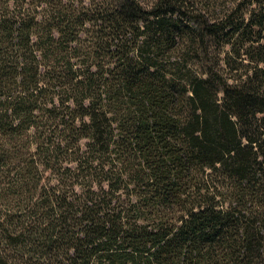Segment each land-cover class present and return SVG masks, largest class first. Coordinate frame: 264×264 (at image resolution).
Instances as JSON below:
<instances>
[{
  "label": "trees",
  "instance_id": "16d2710c",
  "mask_svg": "<svg viewBox=\"0 0 264 264\" xmlns=\"http://www.w3.org/2000/svg\"><path fill=\"white\" fill-rule=\"evenodd\" d=\"M105 2L0 0V264H264V0Z\"/></svg>",
  "mask_w": 264,
  "mask_h": 264
},
{
  "label": "rangeland",
  "instance_id": "374dc122",
  "mask_svg": "<svg viewBox=\"0 0 264 264\" xmlns=\"http://www.w3.org/2000/svg\"><path fill=\"white\" fill-rule=\"evenodd\" d=\"M63 2H66L67 5H74L79 7L80 5H85L86 6V18H94L97 17L99 15L102 14V9L101 6H103V3L105 2V0H62ZM237 0H216V4L214 7L215 10V14L216 15H220L223 14L224 10L226 8H228L230 5L233 4V2L235 3ZM144 3H149V0H143ZM106 3V2H105ZM246 12V11H245ZM210 13H213V11L211 10ZM246 14V13H245ZM40 15V14H39ZM100 23V22H99ZM85 24H95L94 22H86ZM181 43V41L179 42ZM229 45H221V44H213L210 46V54L212 59H216L223 65V58L225 56V52L228 49ZM193 48L190 50L188 55H192ZM178 53V52H177ZM176 53V54H177ZM203 52L200 51L198 52V56L196 57V60L199 61V56H202ZM244 57H246L245 62H248V56L245 55ZM228 71V70H226ZM228 75H230V73L228 72Z\"/></svg>",
  "mask_w": 264,
  "mask_h": 264
}]
</instances>
